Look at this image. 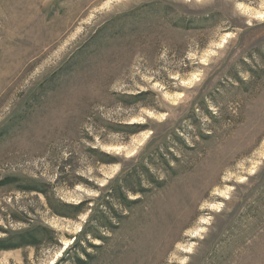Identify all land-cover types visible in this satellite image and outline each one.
I'll return each mask as SVG.
<instances>
[{
	"label": "rangeland",
	"instance_id": "rangeland-1",
	"mask_svg": "<svg viewBox=\"0 0 264 264\" xmlns=\"http://www.w3.org/2000/svg\"><path fill=\"white\" fill-rule=\"evenodd\" d=\"M29 229L0 264H264V0H0V240Z\"/></svg>",
	"mask_w": 264,
	"mask_h": 264
},
{
	"label": "trees",
	"instance_id": "trees-1",
	"mask_svg": "<svg viewBox=\"0 0 264 264\" xmlns=\"http://www.w3.org/2000/svg\"><path fill=\"white\" fill-rule=\"evenodd\" d=\"M148 175H149V173H148ZM121 189H122V191H121ZM121 189H114V191H112V193L119 195V197L123 199L124 204H125V201L127 198L125 197L126 195L122 194L123 187ZM129 191H131V193H137V190L132 189ZM128 201H126V202H128ZM130 201L133 202L132 200H130ZM77 208H78V206H77ZM111 210L114 212V213L111 212V215H110V217L112 216V219H113L112 222H111V220L106 219V216L103 212L98 211V212L92 213V215L90 216L91 218L88 222L89 223L91 222L92 225L94 224L93 227L95 226L96 228H93V230H90L91 234H86V237L90 236V239L92 241L94 239L100 240V239H102V237L98 235V232H94V230L97 231L98 229H101V228H105L106 230H111V228L114 227V225H115L114 220L118 219V218L120 219L122 217V214H121L122 212L121 211L117 212L113 207H111ZM88 222L86 223L87 228L89 226ZM118 224L119 223L117 222L116 225L118 226ZM82 229L80 231L81 232L80 235L84 234V230H82ZM34 237H35V232H33L31 229L26 230L24 232L18 233V236L14 238L15 240H13V239L12 240L7 239V240H2V241L0 240V249L6 248V247L16 248V247L20 246L19 243H22L25 245L33 243L32 239ZM86 237H83V238L86 239ZM76 238H78V240L75 243V245H77L76 247H78V245H79V248L82 249V247L80 245H81L82 241H84V239L82 240L81 237H76ZM13 241H18L19 243L13 242ZM89 245H93L94 247H96V246H99V243H90L89 242ZM72 248H74V246H72ZM84 250L85 249L81 250L82 254L84 253ZM75 251L77 252L76 248H75ZM93 259H94L93 254L91 252H85V257L81 258L80 255H70L68 251H64L61 258L57 262H55L54 264H61L63 262H67L69 264H89Z\"/></svg>",
	"mask_w": 264,
	"mask_h": 264
}]
</instances>
